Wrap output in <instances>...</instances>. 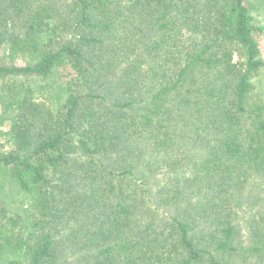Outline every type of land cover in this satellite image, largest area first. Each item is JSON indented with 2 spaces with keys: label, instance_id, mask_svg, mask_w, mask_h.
I'll return each mask as SVG.
<instances>
[{
  "label": "trees",
  "instance_id": "trees-1",
  "mask_svg": "<svg viewBox=\"0 0 264 264\" xmlns=\"http://www.w3.org/2000/svg\"><path fill=\"white\" fill-rule=\"evenodd\" d=\"M253 7L0 0V264H264Z\"/></svg>",
  "mask_w": 264,
  "mask_h": 264
},
{
  "label": "rangeland",
  "instance_id": "rangeland-1",
  "mask_svg": "<svg viewBox=\"0 0 264 264\" xmlns=\"http://www.w3.org/2000/svg\"><path fill=\"white\" fill-rule=\"evenodd\" d=\"M253 7V16L255 18V25L257 27L264 29V1L263 0H251ZM257 40L259 42L261 52H262V59L264 61V31L261 32L257 36ZM22 63L21 61L18 64ZM254 85L256 89V98L260 101L262 98L264 100V71L261 72L259 76H257L254 80ZM31 85L36 88V97L40 99H47L49 102H52L54 105H57V101L50 98V92L48 89L47 82L36 81L31 82ZM2 112L0 110V116ZM9 123L0 124V150L7 152L9 147H5V139L1 136V134H5L8 131ZM4 191H5V198L3 199L5 203L9 205V207L14 210H20V207L23 205L24 202H27V198L19 194L12 184L9 181H5Z\"/></svg>",
  "mask_w": 264,
  "mask_h": 264
}]
</instances>
